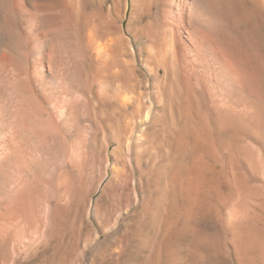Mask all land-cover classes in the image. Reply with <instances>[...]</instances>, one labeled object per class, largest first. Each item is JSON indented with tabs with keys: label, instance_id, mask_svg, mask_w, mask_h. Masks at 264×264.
Segmentation results:
<instances>
[{
	"label": "bare ground",
	"instance_id": "1",
	"mask_svg": "<svg viewBox=\"0 0 264 264\" xmlns=\"http://www.w3.org/2000/svg\"><path fill=\"white\" fill-rule=\"evenodd\" d=\"M1 109L4 169L110 131L129 151L113 163L126 209L165 167L224 180L249 154L263 183L264 0H0Z\"/></svg>",
	"mask_w": 264,
	"mask_h": 264
},
{
	"label": "rangeland",
	"instance_id": "2",
	"mask_svg": "<svg viewBox=\"0 0 264 264\" xmlns=\"http://www.w3.org/2000/svg\"><path fill=\"white\" fill-rule=\"evenodd\" d=\"M63 97L64 103L53 102L58 118L69 98ZM5 115L2 110L4 133L14 124ZM91 131L68 136L63 152L0 167L6 174V183L0 181V264H264L257 141L244 142L255 160L247 154L249 162L229 163L226 180L213 178L210 166L171 180L161 175L167 167L158 170L146 201L133 195L127 210L117 198L113 163L128 149L111 144L110 131ZM4 136L0 156L8 152Z\"/></svg>",
	"mask_w": 264,
	"mask_h": 264
}]
</instances>
